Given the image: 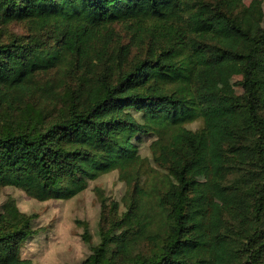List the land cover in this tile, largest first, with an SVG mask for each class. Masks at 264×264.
<instances>
[{
    "label": "trees",
    "instance_id": "trees-1",
    "mask_svg": "<svg viewBox=\"0 0 264 264\" xmlns=\"http://www.w3.org/2000/svg\"><path fill=\"white\" fill-rule=\"evenodd\" d=\"M259 14L243 0H0V188L66 200L118 170L125 191L101 199L97 243L83 223L79 264H264ZM231 61L238 95L211 84ZM210 149L224 162L202 180ZM37 232L3 201L0 264H37L22 254Z\"/></svg>",
    "mask_w": 264,
    "mask_h": 264
},
{
    "label": "rangeland",
    "instance_id": "rangeland-1",
    "mask_svg": "<svg viewBox=\"0 0 264 264\" xmlns=\"http://www.w3.org/2000/svg\"><path fill=\"white\" fill-rule=\"evenodd\" d=\"M249 6H259V20L264 25V0H243ZM20 27V26H19ZM121 33H125L117 26ZM236 61L228 62L225 66L223 80L216 77L211 79L213 87L224 93L238 95L243 92L239 84L242 78L238 72ZM199 122L192 123L196 128ZM149 142L147 138L142 145L141 152L149 156ZM211 164L196 171V176L202 180L211 176L212 165L224 162L223 154L210 149ZM125 183L120 179L119 171L112 170L99 178L90 180L88 187L73 198L66 200H39L27 192L14 186L0 188V204L8 197H14L19 207L36 216L39 229L22 249V254L31 257L37 264H79L91 251L90 243L84 238L85 227L89 224L91 242L99 241V220L102 212L101 199L109 204L113 200H120Z\"/></svg>",
    "mask_w": 264,
    "mask_h": 264
}]
</instances>
